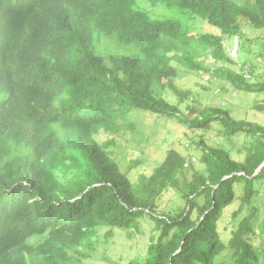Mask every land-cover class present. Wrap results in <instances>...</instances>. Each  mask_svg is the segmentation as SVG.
I'll return each mask as SVG.
<instances>
[{
  "label": "trees",
  "instance_id": "1",
  "mask_svg": "<svg viewBox=\"0 0 264 264\" xmlns=\"http://www.w3.org/2000/svg\"><path fill=\"white\" fill-rule=\"evenodd\" d=\"M148 6L182 18L154 17ZM190 13L221 34L203 32ZM241 20L264 30V0H0V264H80L101 228L138 233L143 220L155 235L147 257L129 264H262L254 226L264 126L220 108L188 107L187 117L182 105L192 93L176 84L186 69L264 92L249 71L228 69L236 61L222 41L241 35ZM207 53L222 66L199 63ZM141 112L198 130L219 122L225 137L255 141L240 161L202 135L203 169L170 149L159 166L136 174V163L124 170L115 150L137 132ZM170 189L184 207L158 210ZM260 227L264 233V221Z\"/></svg>",
  "mask_w": 264,
  "mask_h": 264
},
{
  "label": "rangeland",
  "instance_id": "2",
  "mask_svg": "<svg viewBox=\"0 0 264 264\" xmlns=\"http://www.w3.org/2000/svg\"><path fill=\"white\" fill-rule=\"evenodd\" d=\"M239 4H244L248 0H234ZM150 10L154 17L162 18L163 16H171L173 18H182L179 11H170L163 6ZM191 13L189 16L191 17ZM192 24H199L203 32L211 35L221 34L218 28L213 27L207 20L201 17H191ZM187 21V18H185ZM195 21V22H194ZM197 27V28H199ZM241 35L240 38V58L239 63L229 65L231 69L237 73L249 71L245 73L251 74L249 82L258 84L264 82V30L253 28L247 21L241 20ZM198 31V30H197ZM236 37L225 38L222 42L226 48H229L232 39ZM111 49V47H110ZM198 62L204 65H209L213 69L217 66H222L220 63L216 65L213 57L210 54L198 58ZM239 64H242L240 67ZM244 67V68H243ZM177 86L186 92L191 91L192 95L188 100H185L183 107V115L190 116L187 113L188 107H198L201 110L205 108H220L229 112V116L237 121H246L253 124L255 127L264 126V110H259L257 107L264 108V92H247L238 90L228 80H220L204 71L190 72L183 69L180 73ZM156 92L166 99L177 103L179 97L172 91L162 90L160 86L155 87ZM261 105V106H260ZM187 116V117H188ZM138 125L136 133H129L126 138L120 141V146L115 150L119 159L123 162V169L127 170L129 166L135 164L136 174L148 173L153 168L159 166L167 156L170 149L179 151L192 162V168L198 170L203 169V148L200 136L206 135L207 145L213 147H221L230 153L236 160H243L244 148L254 142L252 136L238 134L233 137L227 135L219 122L212 124V127L207 130L191 128L189 125L180 123L176 118H169L163 115H155L147 112H141L135 118ZM99 141H106V135H100ZM247 142V144H245ZM246 152V149H245ZM187 168V169H192ZM263 170L262 167L259 172ZM135 174V176H137ZM260 194L263 200L255 202L259 208L257 220L255 223V231L257 237L260 238L259 244H264V233L260 224L264 221V181L260 182ZM238 190V188L236 189ZM176 190L170 189L164 193L158 202V210L174 212L178 208H183L185 202L180 198ZM239 196V193H237ZM240 201L237 200L231 206V209L238 210ZM248 214L246 209L240 218L235 221L236 224ZM130 232L101 228L95 242V250L90 252V258L83 260L80 264H129L131 261H140L147 257V250L151 243V238L155 235L153 223L148 220L142 221L141 232ZM112 234V235H109ZM223 234L227 237L226 231ZM262 264L264 261L262 260Z\"/></svg>",
  "mask_w": 264,
  "mask_h": 264
},
{
  "label": "built area",
  "instance_id": "3",
  "mask_svg": "<svg viewBox=\"0 0 264 264\" xmlns=\"http://www.w3.org/2000/svg\"><path fill=\"white\" fill-rule=\"evenodd\" d=\"M239 39L235 38L234 42L231 44L229 48H227L229 55L232 60H235L236 63L239 62Z\"/></svg>",
  "mask_w": 264,
  "mask_h": 264
},
{
  "label": "clouds",
  "instance_id": "4",
  "mask_svg": "<svg viewBox=\"0 0 264 264\" xmlns=\"http://www.w3.org/2000/svg\"><path fill=\"white\" fill-rule=\"evenodd\" d=\"M233 42H234V41H233ZM233 42H232V43H233ZM232 43H231V44H232ZM239 51H240V49H239ZM239 58H240V53H239ZM186 166H188V165H186Z\"/></svg>",
  "mask_w": 264,
  "mask_h": 264
},
{
  "label": "water",
  "instance_id": "5",
  "mask_svg": "<svg viewBox=\"0 0 264 264\" xmlns=\"http://www.w3.org/2000/svg\"><path fill=\"white\" fill-rule=\"evenodd\" d=\"M264 167V164H263V166H262V168Z\"/></svg>",
  "mask_w": 264,
  "mask_h": 264
},
{
  "label": "bare ground",
  "instance_id": "6",
  "mask_svg": "<svg viewBox=\"0 0 264 264\" xmlns=\"http://www.w3.org/2000/svg\"><path fill=\"white\" fill-rule=\"evenodd\" d=\"M229 73V72H228ZM258 92V91H257Z\"/></svg>",
  "mask_w": 264,
  "mask_h": 264
}]
</instances>
